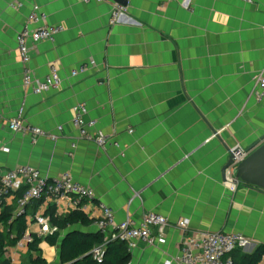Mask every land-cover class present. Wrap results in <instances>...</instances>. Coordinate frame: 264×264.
I'll return each instance as SVG.
<instances>
[{"label":"crops","instance_id":"crops-1","mask_svg":"<svg viewBox=\"0 0 264 264\" xmlns=\"http://www.w3.org/2000/svg\"><path fill=\"white\" fill-rule=\"evenodd\" d=\"M18 2L15 8V0L0 1V177L22 165L50 181L70 173L117 223L166 218L164 243H139L129 264H175L183 220L190 222L187 235L241 234L252 241L249 252L264 245V191L240 184L233 193L223 176L229 151L264 144L257 88L264 75V0H128L124 20L114 26L117 0ZM35 6L47 16L39 26L61 30L31 51L37 78L56 67L63 79L59 91L42 95L24 87L17 45ZM91 62L95 68L71 77ZM81 104L86 120L107 136L104 148L80 139L72 125ZM21 109L31 126L53 135L63 127L58 140L33 144L11 131ZM18 199L10 197L3 213L12 209L15 216ZM95 204L82 210L90 220L99 216ZM36 205L28 204V219ZM73 228L96 233L92 225ZM44 245L47 252L55 248Z\"/></svg>","mask_w":264,"mask_h":264},{"label":"built area","instance_id":"built-area-1","mask_svg":"<svg viewBox=\"0 0 264 264\" xmlns=\"http://www.w3.org/2000/svg\"><path fill=\"white\" fill-rule=\"evenodd\" d=\"M96 1L101 2V0ZM122 1L127 2L128 0ZM245 1L250 2L251 0ZM20 6V2L15 0L14 7L19 8ZM126 13L127 5L117 1L111 12L110 24L114 26L122 23ZM46 21L47 16L41 14L40 8L35 6L26 26L17 36L18 51L24 66L23 85L35 95L59 91L63 86V79L60 77L56 67H51L49 75L40 80L35 76L30 66L31 51L41 42L52 41L61 32L60 28L45 25L39 26L41 23L45 24ZM34 25H38V27H32ZM95 67V63L91 62L90 66H84L78 71H73L71 77L74 78L80 74H85ZM257 88L258 100L262 101L264 99L263 74L257 81ZM88 113L89 111L85 104L76 106L72 125L78 131L80 139L104 148L108 143L107 136L101 131H95L97 121H87L86 116ZM23 116L24 111L21 109L19 116L8 124L11 131L31 137L33 144H37L41 138L53 141L58 140V135L62 132L63 127H58L59 134L53 135L26 123ZM2 119L3 115L0 112V121ZM243 158L244 156L238 154L234 165L227 171L228 188L233 193L237 191L238 186L241 184L236 179L235 169ZM20 191H23V195L18 199L16 215L25 214L28 231L16 247L6 249L5 256L10 260L11 264H23L21 253H27L28 247L35 237L45 239L59 230L52 225L51 218L47 215L48 209L54 208L58 216L64 217L76 211L84 210L85 205H93L96 200L94 191L74 181L70 173H64L58 179L50 181L34 167L22 165L0 177V218L7 200ZM32 201L39 203L38 210L33 218L28 219L27 206ZM95 211L99 213V216L93 217L92 226L97 233H101L104 236V243L95 247L90 253L98 263L102 262L106 245L109 241H123L127 243L130 251L136 249L139 243L154 246L164 243L166 231L170 226L168 220L159 214H150L143 219L140 225H137L132 220L117 223L113 211L103 203L95 204ZM189 224V220H183L178 223V228L181 230L182 235L185 236L181 241L180 255L174 259L175 264H234L230 255L238 249L249 252L252 246V241L241 234L194 232L191 235H187ZM33 226L36 228L31 230ZM34 257L36 258L35 254ZM263 261L264 258L260 264H263Z\"/></svg>","mask_w":264,"mask_h":264},{"label":"trees","instance_id":"trees-1","mask_svg":"<svg viewBox=\"0 0 264 264\" xmlns=\"http://www.w3.org/2000/svg\"><path fill=\"white\" fill-rule=\"evenodd\" d=\"M248 186V185H247ZM23 195V191L16 194L17 198ZM38 210V205L34 207ZM0 218V264H11L6 258V249L14 248L24 238L28 230L26 217H19L12 214V209H7ZM51 218V223L59 230L45 239L35 237L29 245L27 253L30 254L29 264H48L42 256L40 245L46 243L50 247L60 246L61 264H129L131 261V251L127 243L123 241H109L106 245L105 254L101 263L95 261L90 255L91 251L104 243V236L101 233H84L77 231L65 236V233L73 230L74 226L88 227L92 225L83 211H76L64 217L56 214L54 208L47 211ZM64 235V238H63ZM36 255V258L34 257ZM230 257L234 264H260L264 258V245L257 247L254 251L245 252L240 249L234 251Z\"/></svg>","mask_w":264,"mask_h":264},{"label":"water","instance_id":"water-1","mask_svg":"<svg viewBox=\"0 0 264 264\" xmlns=\"http://www.w3.org/2000/svg\"><path fill=\"white\" fill-rule=\"evenodd\" d=\"M119 2L127 5V2L122 0H117ZM230 160L226 167L224 168V178L227 177V171L234 165L237 155L244 156L243 160L236 167V179L239 180L241 184L255 187L264 191V144L259 148L252 147L248 151H243L241 149H234L229 151ZM25 214L19 215V217H24ZM80 230H70L65 233V236L75 233ZM64 238V237H63Z\"/></svg>","mask_w":264,"mask_h":264},{"label":"rangeland","instance_id":"rangeland-1","mask_svg":"<svg viewBox=\"0 0 264 264\" xmlns=\"http://www.w3.org/2000/svg\"><path fill=\"white\" fill-rule=\"evenodd\" d=\"M93 230H96L93 228ZM89 232V229H88ZM47 247V245H44V248ZM48 249V248H47ZM50 249V248H49ZM42 256L45 257L47 262L49 264H61V258H60V246L55 247L54 249L49 250H42ZM21 261L23 264H29L30 262V254L28 253H21Z\"/></svg>","mask_w":264,"mask_h":264}]
</instances>
